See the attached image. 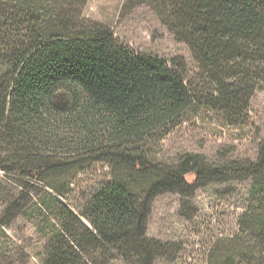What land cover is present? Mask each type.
<instances>
[{
	"label": "trees",
	"instance_id": "obj_1",
	"mask_svg": "<svg viewBox=\"0 0 264 264\" xmlns=\"http://www.w3.org/2000/svg\"><path fill=\"white\" fill-rule=\"evenodd\" d=\"M78 2L0 0V172L32 189L26 181L47 184L62 197L51 177L90 160L112 167L111 182L79 215L44 191L32 202L49 225L42 230L44 264H94L98 253L154 264L172 247L147 237L158 195L190 197L246 179L239 228L263 254L264 140L255 163L223 167L193 154L159 166L146 151L192 110L243 121L264 85V0H151L175 41L190 50L199 80L186 78L182 61L136 54L105 26L78 17ZM62 93L67 106L57 105ZM29 198L11 195L10 210L21 214Z\"/></svg>",
	"mask_w": 264,
	"mask_h": 264
},
{
	"label": "rangeland",
	"instance_id": "obj_2",
	"mask_svg": "<svg viewBox=\"0 0 264 264\" xmlns=\"http://www.w3.org/2000/svg\"><path fill=\"white\" fill-rule=\"evenodd\" d=\"M150 2L80 0L76 11L78 17L108 28L136 54L158 56L169 65L182 61L186 78L199 80L190 50L175 41ZM66 97L62 93L57 105L67 106ZM263 140L264 85L252 96L242 122H233L204 107L192 110L162 138L150 141L146 154L164 167L176 166L186 154L201 157L212 167L249 164L257 161ZM111 171L107 164L90 160L60 177H51L48 183L62 197L47 184L26 181L36 185L32 189L0 172V264H44L46 235L42 230L46 232L49 225L32 203L42 198L43 191L57 196L79 215L90 198L111 182ZM250 187L251 180L246 179L211 184L190 197L158 195L152 201L147 237L172 247L154 264H264V253L258 251L261 247L245 238L239 228ZM23 192L30 201L21 214H15L9 208V197L16 198ZM94 262L124 264L101 253L94 255Z\"/></svg>",
	"mask_w": 264,
	"mask_h": 264
}]
</instances>
